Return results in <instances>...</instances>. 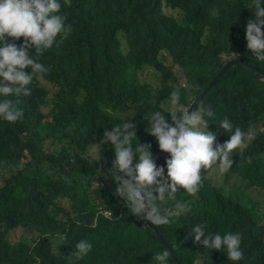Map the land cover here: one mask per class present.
I'll use <instances>...</instances> for the list:
<instances>
[{"label": "trees", "instance_id": "obj_1", "mask_svg": "<svg viewBox=\"0 0 264 264\" xmlns=\"http://www.w3.org/2000/svg\"><path fill=\"white\" fill-rule=\"evenodd\" d=\"M248 3H62L70 36L38 57L49 71L34 77L29 96L18 98L23 118L0 121V264H151V255L165 251L163 240L178 264H231L223 251L192 243L196 224L240 233L239 264H264V77L234 66L200 103L214 112L207 126L218 132L214 146L229 139L219 128L225 117L234 128L253 129L255 138L232 153L236 163L227 173L201 169L200 191L177 193L191 211L155 226L162 237L115 194L114 149L100 143L105 127L129 121L134 146L151 144L159 166L167 153L145 129L152 112L170 107L173 91L181 97L174 110L184 111L229 61L264 70L246 49L244 28L253 18ZM165 117L171 123L170 114ZM18 228L21 237L13 242ZM81 239L92 249L77 259L72 253ZM168 264H175L170 257Z\"/></svg>", "mask_w": 264, "mask_h": 264}, {"label": "clouds", "instance_id": "obj_2", "mask_svg": "<svg viewBox=\"0 0 264 264\" xmlns=\"http://www.w3.org/2000/svg\"><path fill=\"white\" fill-rule=\"evenodd\" d=\"M62 3L67 6L70 0H0V121L15 123L23 118L18 98L29 96L34 77L49 71L38 57L70 36L72 26L66 23ZM246 8H251L253 14L244 28L246 49L257 62H264V0H249ZM21 37L23 42L18 45ZM180 100V93L173 91L170 107L164 112H152L147 119L146 133L155 138L162 153L168 154L164 166H157L151 144L138 142L134 146L136 132L129 121L117 123L110 130L105 127L100 141L110 143L114 149L110 172L116 184L115 194L133 216L149 226H167L189 213L190 204L178 199L177 193H198L202 187L201 169L227 173L236 163L232 153L242 152L255 138L253 129L234 128L225 117L219 121V128L229 139L214 146L218 132L207 130L209 119L214 116L211 106L200 104L192 111H175ZM165 113L170 114L171 123ZM57 239L64 241L66 237L59 235ZM191 240L208 252L223 251L231 264H239L244 258L242 235L238 232H208L205 224H196L191 229ZM91 249L92 244L81 239L72 254L81 259ZM168 257L169 252L159 251L151 255L150 262L168 264Z\"/></svg>", "mask_w": 264, "mask_h": 264}, {"label": "water", "instance_id": "obj_3", "mask_svg": "<svg viewBox=\"0 0 264 264\" xmlns=\"http://www.w3.org/2000/svg\"><path fill=\"white\" fill-rule=\"evenodd\" d=\"M237 65H241L242 67L247 68L248 70H250V71H252L254 73H257L260 76H263L264 77V70H261L259 68H255V67H249L246 64V62H244L242 60H232V61H229L228 64L226 65V67L223 69V71L219 74V76L216 79H214L210 83V85L208 86V88L200 94V96L198 97V99L196 101H194V103L191 105L189 111H192L196 106L198 107L199 104L203 101L204 97L208 94V92L227 74V72L232 67L237 66ZM167 158H168V154H166V157L164 158V160L161 162V164L158 167L163 166L165 164V160ZM150 228H152L155 232H157L154 225L150 226ZM158 236L159 237H162L161 234H159V233H158ZM163 245L165 247V250L167 252H169L170 258L176 263L175 256L172 254V252L169 250V248L165 245L164 240H163Z\"/></svg>", "mask_w": 264, "mask_h": 264}, {"label": "rangeland", "instance_id": "obj_4", "mask_svg": "<svg viewBox=\"0 0 264 264\" xmlns=\"http://www.w3.org/2000/svg\"><path fill=\"white\" fill-rule=\"evenodd\" d=\"M145 77H146V75H145ZM94 155H96L95 152H94ZM21 234H22V229L21 228H18L15 231H13L12 234H11L12 241L13 242L14 241L17 242L20 239Z\"/></svg>", "mask_w": 264, "mask_h": 264}]
</instances>
